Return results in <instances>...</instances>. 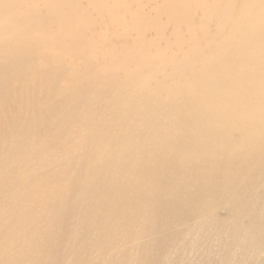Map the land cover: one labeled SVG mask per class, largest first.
<instances>
[{
  "label": "bare ground",
  "instance_id": "1",
  "mask_svg": "<svg viewBox=\"0 0 264 264\" xmlns=\"http://www.w3.org/2000/svg\"><path fill=\"white\" fill-rule=\"evenodd\" d=\"M263 258L264 0H0V264Z\"/></svg>",
  "mask_w": 264,
  "mask_h": 264
},
{
  "label": "rangeland",
  "instance_id": "2",
  "mask_svg": "<svg viewBox=\"0 0 264 264\" xmlns=\"http://www.w3.org/2000/svg\"><path fill=\"white\" fill-rule=\"evenodd\" d=\"M253 258H254V256H253ZM258 264H264V258L262 260H260Z\"/></svg>",
  "mask_w": 264,
  "mask_h": 264
}]
</instances>
